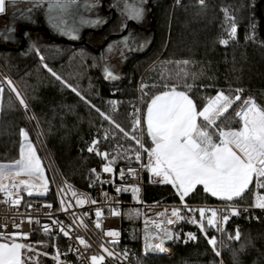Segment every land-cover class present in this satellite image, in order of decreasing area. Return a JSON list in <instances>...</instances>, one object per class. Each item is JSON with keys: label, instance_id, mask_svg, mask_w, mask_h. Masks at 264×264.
Listing matches in <instances>:
<instances>
[{"label": "trees", "instance_id": "obj_1", "mask_svg": "<svg viewBox=\"0 0 264 264\" xmlns=\"http://www.w3.org/2000/svg\"><path fill=\"white\" fill-rule=\"evenodd\" d=\"M259 1L205 0L201 7L199 0H180L178 4L174 0H152L150 45L127 60L123 76L117 80L105 79L98 56L85 45L45 47L25 61L11 65L8 72L24 95L28 109H21L0 81V87L4 89L0 94V163H13L19 159L21 129L34 143V133L40 130L44 137V141L40 139L42 147L49 150L62 177L87 189L88 172L98 165L97 159L85 152L91 138L99 136L103 148L115 155L119 163L124 159L130 162L134 145L130 104L140 99L144 117L151 96L163 90L165 83L177 85V90H184L185 83L192 85L188 94L198 108H202L207 98L214 97L217 91L223 90L227 94L235 89H243L245 98L252 96L258 104L264 105V38L258 32L257 16L259 10L264 22V0L258 5ZM229 16L234 17L237 24L235 38L228 35ZM252 24L255 25L253 28ZM221 39L227 40V45L220 44ZM182 61L190 63L184 65ZM45 64L77 88L90 104L57 81ZM142 86H147L144 88L147 95L142 93ZM238 106L239 102L229 109L225 118H221L231 121L226 126L239 127L234 115ZM97 108L128 132L129 138H125L115 124L104 120ZM143 140L149 147L151 141L145 124ZM35 148L42 160L37 144ZM45 170L50 181L48 170ZM249 189L234 202L248 205L244 201L249 198ZM158 190L146 199L180 201L173 190L162 187ZM261 190L264 193V189ZM184 202L199 205L222 201L205 193L198 185ZM234 227L239 228L241 239L239 242L224 240L221 255L224 264H236L237 259L239 264H264V209L240 211L226 228L233 230ZM173 228L175 232L180 230L182 237H175L170 243L173 252L170 257L140 253L143 234L137 221L134 224L123 221L118 248L126 247L128 259L136 264H219L218 257L214 256L198 229L185 223H178ZM190 231L197 240L185 242L183 235ZM36 240L38 238L34 236L32 242ZM45 264H52V261L45 258Z\"/></svg>", "mask_w": 264, "mask_h": 264}, {"label": "snow or ice", "instance_id": "obj_2", "mask_svg": "<svg viewBox=\"0 0 264 264\" xmlns=\"http://www.w3.org/2000/svg\"><path fill=\"white\" fill-rule=\"evenodd\" d=\"M9 3L15 5L17 0H0V14H6V7ZM30 3L32 6L27 9L29 14L33 8L38 9L42 4L46 3L48 22L58 32L63 35H69L72 39L78 38L76 35L79 32L78 24L100 25L107 23V20L99 16H97L95 21H86L83 17L77 20L74 11L77 6V0H30ZM144 3L145 0H138V2L134 3L124 0L121 10L122 14L126 15V18L130 21L142 22L146 12L143 6ZM199 3L203 7L205 0H199ZM99 6L96 4L86 5L89 8ZM21 19L33 22L31 16L24 13L21 14ZM228 19L230 21L228 35L230 38H235L238 31L235 18L228 17ZM122 27L126 29L127 25H122ZM14 32V25L8 27L3 36L4 40H12ZM23 37L29 41L32 40L31 34L27 31L23 32ZM130 39V36H125L122 43L127 45ZM227 43V40H220L222 45H227ZM29 48L35 51V43H30ZM111 50L112 45H108V51ZM40 59L43 61V56ZM181 63L187 65L190 62L182 61ZM44 67L47 68V64ZM47 70L64 87L70 89L85 103L90 104V101H87L77 88L63 80L51 68H47ZM104 73L105 79H118L108 65H105ZM194 79L195 76L193 75ZM6 83L10 90L16 94L20 105L27 111V103L20 96L12 81L6 78ZM145 87L147 86H142L141 91L144 95H147L144 92ZM162 87L163 90L158 94L152 95L150 102L147 103L143 121L140 117V109H134V129L141 126L143 122V124H146L147 136L151 140L150 146L145 148L141 138L135 135L131 137L139 146L138 150H136L135 161L138 163L141 161V150L146 152L149 162L143 167L158 178L160 183L171 185L176 190V195L181 202H184L185 197H188L198 185L203 187L205 193L224 202V207L220 209L191 208L184 204V208L193 214L192 218L188 219L187 222L198 225L199 231L212 247L214 256L220 257L221 252L216 248L218 241L215 236L208 235V228H214L217 232L224 233L230 217L240 214L234 201L243 197L254 180L257 189H264V105L258 104L252 96L245 98L243 89H235L230 90L227 94L223 90L217 91L214 97L207 98L202 108H198L196 102L188 94L192 89V85L185 83L183 85L184 90H177V85H169L167 83ZM3 91V87H0V94ZM237 102H239V106L238 109H234V115L238 119L239 127L233 128L218 123L221 118H225V114L229 112V109H233ZM111 103L116 104L117 102L112 101ZM90 106L95 107L94 105ZM96 111L99 112L104 120L110 124H115V121L104 112H101L100 109L97 108ZM115 127L123 133L125 138H129V133L119 124H115ZM20 136L23 138L24 143L21 144L19 159L11 164H0V193H4V202L10 203L13 207L19 206L21 203L19 192L14 191L20 188L21 185L27 191V194L31 196L33 194L32 189L39 187L46 192L49 184L41 160L34 146L28 141V133L21 129ZM105 139H107V133L105 134ZM98 143L99 141L93 140L88 151L93 152ZM96 155L101 156L106 161L109 160L107 152L97 151ZM112 163H114V160L105 163L102 171L104 173H113ZM95 171V169L92 170L93 173ZM128 172L133 176L135 174V170L132 168H129ZM9 175L16 177L23 175L29 179L20 180L18 183L9 186L3 182ZM120 175L123 178L124 172L121 171ZM96 178L99 180V176ZM34 180H38L40 182L39 185L34 183ZM116 191L120 192L121 189L117 188ZM132 191L136 193L139 189L133 186ZM72 196L76 197L77 206H83L87 202L86 197H78L75 191L72 192ZM60 203L61 210L67 211L70 205L65 203L63 197H61ZM91 203L95 204L96 201L93 200ZM44 207L51 208L52 205H44ZM252 207L264 209V195L257 193ZM196 213L199 214V219H196ZM112 215H120V213L113 210ZM157 215L167 217V210L157 213ZM95 216L97 218L95 227L99 229L101 227L99 218L102 216V210L98 208ZM73 219L75 222L77 218L73 217ZM185 219L181 215L180 209L173 208L170 217L159 222L154 221L153 228L162 232V235L159 233L155 234V239L159 240L160 243H149L146 245V250L160 253L167 252L168 250L164 247L163 241L165 239L171 240L174 237L171 231L163 227V224L172 225ZM28 220L30 223L33 222L31 217H28ZM35 223H39V221H35ZM52 224L56 225L64 236H69V231L64 228L60 221L53 220ZM3 227L6 228L7 226ZM14 227L19 228V225H14ZM44 231H49L47 225L44 226ZM106 235L115 237L118 233L114 230H109ZM186 236L187 240L185 242L197 240V236L191 232L187 233ZM17 238L27 239V234L19 232L11 234L0 233V241H3L0 242V264H38V261L33 260L32 255H27V253H36V249L31 244L16 242ZM176 238L179 239V237ZM229 239L240 241L241 233L239 228L235 229L234 236L230 235ZM77 240L86 249L89 247L84 238L78 236ZM101 248L109 257L116 255L103 245ZM243 250L244 246L241 248V251ZM124 254L126 255V252ZM90 259L91 264H102L105 257L103 255L92 256ZM236 264H239L238 259Z\"/></svg>", "mask_w": 264, "mask_h": 264}, {"label": "built area", "instance_id": "obj_3", "mask_svg": "<svg viewBox=\"0 0 264 264\" xmlns=\"http://www.w3.org/2000/svg\"><path fill=\"white\" fill-rule=\"evenodd\" d=\"M180 0H174L175 4H178ZM255 25L252 24L251 28ZM6 78L8 80H13L10 77L8 70L1 65L0 62V81L1 83L8 87L6 83ZM9 88V87H8ZM24 110V107L21 106ZM140 109V117L143 121V111L140 99H136L131 102L129 109V119L131 123V133L138 138L143 140V122L142 125L134 129V109ZM99 141L93 152H89L88 148L91 146L92 141ZM101 139L99 136L94 135L86 146L85 152L88 155L95 157L98 161V165L90 168L88 172L89 185L87 189L77 187L69 182H67L59 172L53 157L51 156L49 150L47 153L51 159L52 167L48 166L50 183L48 185L47 191H41L42 194L37 196V192L33 193L31 196L27 195L21 189H15V192H19L21 197V203L19 206L13 207L10 203H6L4 193H0V233H24L27 234V239L24 242L31 243L34 236L38 239H45L49 242L51 252L56 259L55 264H91L92 256L105 257L102 264H136L135 262L128 259V257L122 256L118 252V245L122 240V227H123V210L126 207H138L140 209L138 224L142 230L143 234V244L141 245L140 253L144 255H162L168 256L172 254V248L170 244L164 245L167 248V252L160 253L158 251L146 250V244H156L160 243L159 240L155 239V234L159 233L162 235L161 230L153 228V222H159L167 217H170L171 210L173 208H178L181 210V215L186 216L187 219L192 218V213L188 212L184 208L185 202H171V201H149L146 199L147 195L155 194V189L163 187L164 184L158 181L152 173H150L143 165L148 164V156L146 152L141 150V161L138 163L135 161L136 150L139 146L135 143L131 149L132 154L131 161L118 162L115 155H111L107 150H105L101 144ZM144 143V140H143ZM145 148H148L144 143ZM107 152L109 154V160H104L101 156L96 155V152ZM114 160L112 167L114 169L113 173H104L102 167L105 163ZM132 168L135 170L134 176L129 174L128 169ZM95 169V173L92 170ZM121 171L124 172L123 178H121ZM99 176V180H97ZM255 184V183H254ZM11 186V185H9ZM135 186L139 189L138 192L133 193L132 187ZM120 188L121 191L117 192L116 189ZM147 189L149 191H147ZM63 190V191H62ZM75 191L78 197H86L87 202L83 206L76 205V197L72 196V192ZM264 195L263 192L258 190L256 187L252 193V203L256 194ZM52 194V198H50ZM61 197L64 198L65 203L70 205L67 211L61 210ZM15 198V196H13ZM95 200L96 203L93 204L91 201ZM52 205L51 208L44 207V205ZM31 205V207H29ZM191 208H223L224 204H187ZM239 212L246 210L244 207L236 205ZM102 210V216L99 218L101 227L97 229L95 227L96 216L95 212L97 209ZM254 210H263L254 208ZM118 211L120 215H112V211ZM167 210V217L158 216L157 213L164 212ZM28 217H31L33 222L30 223ZM73 217L77 219L74 222ZM234 217H230V222ZM196 219H199V214L196 213ZM53 220H58L62 223L64 228L69 231V236L66 237L56 225L52 224ZM82 220V223H81ZM39 221V223H35ZM184 220L177 221L172 225L163 224V227L171 229L173 237H179L181 232L174 231V226L181 223ZM7 226L4 228L3 226ZM14 225H19V228H15ZM47 225L49 228L48 232L44 231V226ZM198 227V225H195ZM223 227V225H222ZM147 229V231H146ZM211 230L209 236H217V231L214 228H208ZM114 230L118 233L115 237H110L106 235L107 231ZM82 237L89 245L86 249L84 246L78 243L77 237ZM204 236V235H203ZM229 238L230 234L227 233ZM234 236V234H232ZM173 238V239H174ZM172 239V240H173ZM177 239V238H176ZM207 242V239L204 236ZM19 240V238H17ZM234 240V239H233ZM208 244V243H207ZM108 248L110 251L114 252L116 255L109 257L107 253L102 251L101 246ZM210 246V245H209ZM147 251V254H146Z\"/></svg>", "mask_w": 264, "mask_h": 264}, {"label": "water", "instance_id": "obj_4", "mask_svg": "<svg viewBox=\"0 0 264 264\" xmlns=\"http://www.w3.org/2000/svg\"><path fill=\"white\" fill-rule=\"evenodd\" d=\"M109 1L110 3H105L104 0H77V6L74 9L77 20L83 17L86 21H95L97 16L107 20V23L100 25L90 23L78 24L79 32L76 33L77 39H72L69 35H63L52 27L47 20L46 3L42 4L38 9L33 8L30 14L27 13V9L32 6L30 0H17L15 5L11 3L7 4L6 14H0V62L8 63L34 51L29 48V44L32 42L35 43L36 52L39 50V47L45 44L85 45L97 54L100 60V68H105V65H108L110 70H119L123 63L133 56L137 52L136 50L142 47L140 45H143V38L133 33L132 30L128 32L130 23L126 21V15L122 14L121 11L124 4L115 5L116 1ZM261 1H259L258 5ZM91 4L100 6L95 8L86 7V5ZM106 6L108 7L105 10ZM22 13L30 15L33 22L21 19ZM109 14L111 16L107 17ZM257 16L259 18L258 32L264 38V22L259 10L257 11ZM131 22L142 30L146 28L145 20L142 22ZM13 25L15 26L14 38L5 41L3 38L4 33L8 27ZM122 25H127V28L125 29ZM25 31L31 34V41L23 37V32ZM125 36L131 37L127 45L122 43ZM108 45H112L111 51H108ZM36 194L40 196L42 192L39 191ZM168 230L171 231V229ZM171 242L172 239H165L163 244L168 245Z\"/></svg>", "mask_w": 264, "mask_h": 264}, {"label": "rangeland", "instance_id": "obj_5", "mask_svg": "<svg viewBox=\"0 0 264 264\" xmlns=\"http://www.w3.org/2000/svg\"><path fill=\"white\" fill-rule=\"evenodd\" d=\"M230 17V16H229ZM228 18V17H227ZM11 77V76H10ZM12 79V78H11ZM13 80V79H12ZM13 85L17 88V90L19 91V93H20V96L25 100V97H24V95L22 94V92H21V90L19 89V87H18V85L16 84V82L13 80ZM6 87V86H5ZM9 91H10V93L12 94V96L14 97V99L17 101V103L20 105V103H19V100L17 99V97H16V94L15 93H13L11 90H10V88H8V87H6ZM26 101V100H25ZM27 103V102H26ZM27 106H28V104H27ZM20 107H21V105H20ZM22 109V108H21ZM28 109V108H27ZM238 109V108H237ZM25 110V109H24ZM218 123H220V124H223V125H227V124H229V123H231V121H229V120H222L221 119V121H218ZM25 131V130H24ZM26 132V131H25ZM40 139H42L43 141H44V137H43V135H42V132L39 130V132L36 134V133H34V140L36 141V143H34L31 139H30V136H29V134H28V141L34 146V148H35V144H37L38 145V148L40 149V151H41V155H42V160H41V163H42V167H43V169H44V173H45V176H46V178H47V180H48V182L50 183V181H49V179H48V177H47V175H46V170H45V168L48 170V166H50V167H52V163H51V159H50V157H49V155H48V153H47V151L44 149V147H42V143H41V140ZM22 143H24V141H23V138L21 137V144ZM21 148V147H20ZM35 150H36V148H35ZM51 154V153H50ZM52 156V155H51ZM43 162H44V164H43ZM14 163V162H13ZM0 164H11V163H0ZM45 166V167H44ZM48 173H49V170H48ZM50 176V175H49ZM26 179H29L28 177H25V176H23V175H21V176H19V177H16V176H14V175H9V176H7L4 180H3V182L5 183V184H8V185H13V184H16V183H18L20 180H26ZM34 183H36L37 185H39V181L38 180H34ZM255 180L253 181V183L252 184H250L251 185V187H250V189H249V198H248V200H246V201H244V203H249L248 205H246V204H244V205H239V206H241V207H244L246 210H243V211H254V209H253V207H252V193H253V190H254V188H255ZM49 185V184H48ZM201 188L203 189V187L201 186ZM18 189H21L23 192H25L26 194H27V191H25L24 189H23V186L21 185L20 186V188H18ZM258 190H260L261 192H263L261 189H258ZM39 191H45L43 188H39V187H37V188H34V189H32V192L33 193H36V192H39ZM159 190L158 189H155V192H158ZM28 195V194H27ZM235 203V202H234ZM203 204H205V203H203ZM221 204H224V202H221ZM196 205H198V204H196ZM201 205V204H200ZM235 205H238V204H236L235 203ZM137 213H140V209L138 208V207H126L124 210H123V216H124V220L125 221H127V222H130L131 224H134L136 221L138 222V219H139V214L137 215ZM240 213V212H239ZM239 216V215H238ZM237 217V216H236ZM185 220L184 221H182L181 223H185V224H188V225H190V226H193V227H195L196 229H198L199 230V227H197V226H195L194 224H192V223H188L187 222V217L185 216ZM232 221V220H231ZM229 223V222H228ZM227 223V224H228ZM226 227H227V225H226ZM235 229H236V227H234L233 228V230H228L227 228H226V231L224 232V233H221V232H217V236H216V239H217V241H218V243H217V245H216V248L221 252V255H222V250H223V248H224V240L226 239V240H230V241H233V242H237V241H235V240H233V239H229L228 238V236H227V233H229L230 235H232V234H234V231H235ZM180 230H178V232H179ZM191 233H193L192 231H190ZM187 233H189V232H186V233H184V235H183V237L185 238V240H187V236H186V234ZM212 232H211V230L210 229H208V235L209 234H211ZM194 234V233H193ZM203 235V234H202ZM182 237V235H180V238ZM204 237V236H203ZM0 242H3V241H0ZM16 242H20V243H25V244H31L32 246H33V248H35L36 249V253H27V255H32V257H33V260L34 261H38V264H45V258H48V259H50L51 261H52V264H55L56 263V259L54 258V256H53V254H52V252H51V249H50V246H49V242L47 241V240H45V239H38V240H36L35 242H31V243H26V242H24V239H19V240H16ZM208 246H209V244H208ZM210 247V249L212 250V247L211 246H209ZM118 250V252L122 255V256H124V257H128V250H127V248L126 247H124L122 250H120L119 248L117 249ZM126 252V255L124 254ZM212 252H213V250H212ZM37 253H39V255H37ZM173 253V252H172ZM46 254V255H45ZM142 254V253H141ZM133 255H135L136 256V252L134 253L133 252ZM144 255V254H143ZM172 254H170V255H168V256H165V257H170ZM147 256H162V255H147ZM218 259H219V264H221V261H222V264H224V262H223V259H222V257L220 256V257H218Z\"/></svg>", "mask_w": 264, "mask_h": 264}, {"label": "flooded vegetation", "instance_id": "obj_6", "mask_svg": "<svg viewBox=\"0 0 264 264\" xmlns=\"http://www.w3.org/2000/svg\"><path fill=\"white\" fill-rule=\"evenodd\" d=\"M114 1H116V3H114L115 5H117V4H119V5L124 4V0H113L112 2H114ZM104 2L105 3H110L109 0H104ZM128 2L129 3H134V2H138V0H128ZM143 6L146 9L145 16L143 18V20L146 21V23H145L146 24V28L145 29L142 30L141 28H139L135 24H133L130 20L126 19V21H128L130 23V26L128 27V32H130V30H132L133 33L138 34V35H140L143 38V45H142V47L139 50H136L137 52H135L134 55L140 54V53L144 52L149 47L150 42H151V35H152V32H153V22H152L153 5H152V0H145V3H144ZM107 7L108 6H106L105 10L107 9ZM110 16H111V14L107 15V17H110ZM145 17H147V19H145ZM151 23H152V26H151ZM64 45H66V44H64ZM64 45L45 44V45L39 47V50L37 52L36 51H32V54L31 55L38 53L42 48H45L46 46H58L57 48H61ZM52 48H54V47H52ZM29 53H31V52H29ZM126 62L127 61H125L123 64H125ZM101 70L104 73V68H101ZM111 71H116V70L113 69Z\"/></svg>", "mask_w": 264, "mask_h": 264}, {"label": "crops", "instance_id": "obj_7", "mask_svg": "<svg viewBox=\"0 0 264 264\" xmlns=\"http://www.w3.org/2000/svg\"><path fill=\"white\" fill-rule=\"evenodd\" d=\"M46 47H54V48H57L58 46H46ZM31 54H32V52L31 53H28V54H24V55H22V56H20V57H18L16 59L8 62V63L1 62V65L8 70L11 65L18 64V63H21V62L25 61ZM124 65L125 64H123L119 70L112 71L118 77V79L123 76ZM115 80H117V79H115ZM145 128H146V124H145ZM149 139H150V137H149ZM162 188L171 189V190H173L176 193V190L171 185L164 184Z\"/></svg>", "mask_w": 264, "mask_h": 264}]
</instances>
